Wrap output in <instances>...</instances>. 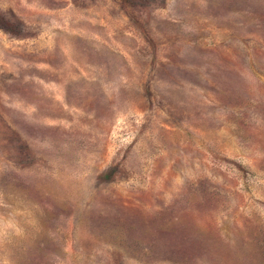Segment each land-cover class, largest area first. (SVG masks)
I'll list each match as a JSON object with an SVG mask.
<instances>
[{"label":"rangeland","instance_id":"obj_1","mask_svg":"<svg viewBox=\"0 0 264 264\" xmlns=\"http://www.w3.org/2000/svg\"><path fill=\"white\" fill-rule=\"evenodd\" d=\"M0 264H264V0H0Z\"/></svg>","mask_w":264,"mask_h":264}]
</instances>
